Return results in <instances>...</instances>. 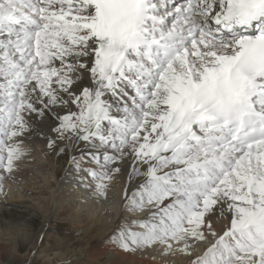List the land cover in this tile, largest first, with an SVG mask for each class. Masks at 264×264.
<instances>
[{"label": "snow or ice", "instance_id": "6c2138e0", "mask_svg": "<svg viewBox=\"0 0 264 264\" xmlns=\"http://www.w3.org/2000/svg\"><path fill=\"white\" fill-rule=\"evenodd\" d=\"M33 136L117 249L264 264V0H0V181Z\"/></svg>", "mask_w": 264, "mask_h": 264}, {"label": "bare ground", "instance_id": "6f19581e", "mask_svg": "<svg viewBox=\"0 0 264 264\" xmlns=\"http://www.w3.org/2000/svg\"><path fill=\"white\" fill-rule=\"evenodd\" d=\"M25 147L30 154L19 163L18 170L12 177L5 176L0 181V217L4 216L6 221L0 219V262L9 256L7 262L10 261V264L19 259L23 260V264L39 259L42 260L36 264H164L159 258L152 260L143 253H125L110 243V237L126 215L121 213L126 175L115 179L107 199L98 200L69 175L68 157L49 152L44 139L33 136L25 140ZM41 205H47L46 214L42 213ZM58 212H64L62 220L66 221L65 224L71 226L77 236H83L75 243L77 247H83L82 251L78 250V254L74 255L75 259L69 257L75 251L69 252L62 243L58 247H65V251H57L44 257L37 254L33 256V252L38 251L37 246L41 245L40 239L26 245L24 238L11 246L10 237H24V230L20 228L23 227L20 223L24 221H17L18 217L42 214L47 228ZM227 222V219L214 221L218 233L222 232ZM13 224L17 225L14 229L16 234L8 232L14 227L10 226ZM203 247L206 245H201V250ZM196 254L194 252L191 257L177 254L168 257L167 262L189 264ZM76 256H83L84 260Z\"/></svg>", "mask_w": 264, "mask_h": 264}, {"label": "rangeland", "instance_id": "374dc122", "mask_svg": "<svg viewBox=\"0 0 264 264\" xmlns=\"http://www.w3.org/2000/svg\"><path fill=\"white\" fill-rule=\"evenodd\" d=\"M41 208H42V213L46 214L48 212L47 205H41ZM64 215H65L64 212H58L56 218H54V221L47 228H45L42 214H40V216L33 215V216H25L24 218H21L22 216L18 217L17 221L20 222L24 221V223L23 222L20 223V225L23 226L20 228L24 230V237H16L15 235H14L15 237L14 236L10 237L11 246L12 244L18 243L17 240L20 241L21 239L24 238H26V242H25L26 245L33 244L35 240L40 239L41 245L37 246L36 250L38 251L37 252L34 251L33 256L37 254L39 257H44L45 255H50L57 251L62 252L67 249L69 250V252L75 251L73 254L69 255V257L72 256V259H75L74 255L78 254V250L82 251L81 248H83V247H77L75 243L81 238H83V236L78 233L77 234L79 236H77L76 233L73 231L72 227L65 224L66 221L62 220ZM0 219H2L3 222H6L4 216L0 217ZM10 226H14V227L10 228L8 232H14L16 234V230L14 229L17 228V225L13 224ZM1 231L2 230L0 229V232ZM60 243L66 245L67 248L65 249V247H63L62 245L61 248L58 247ZM76 257L81 259L83 256H76ZM7 260H9V256L7 257L6 260L1 261L0 263L10 264V261L7 262ZM41 260L42 259L30 261V264H34V263L36 264ZM82 260H84V258H82ZM12 264H23V260L20 259L15 260V262ZM73 264H79V263L75 262Z\"/></svg>", "mask_w": 264, "mask_h": 264}]
</instances>
